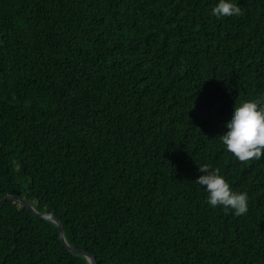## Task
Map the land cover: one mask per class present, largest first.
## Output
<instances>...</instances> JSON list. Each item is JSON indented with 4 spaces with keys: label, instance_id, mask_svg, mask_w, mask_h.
Returning a JSON list of instances; mask_svg holds the SVG:
<instances>
[{
    "label": "trees",
    "instance_id": "1",
    "mask_svg": "<svg viewBox=\"0 0 264 264\" xmlns=\"http://www.w3.org/2000/svg\"><path fill=\"white\" fill-rule=\"evenodd\" d=\"M0 0V199L96 264H264V154L219 139L264 100V0ZM207 164L248 211L206 202ZM202 187V188H201ZM0 264H88L0 206Z\"/></svg>",
    "mask_w": 264,
    "mask_h": 264
},
{
    "label": "clouds",
    "instance_id": "2",
    "mask_svg": "<svg viewBox=\"0 0 264 264\" xmlns=\"http://www.w3.org/2000/svg\"><path fill=\"white\" fill-rule=\"evenodd\" d=\"M242 8L238 0H218L210 15L216 19L240 16ZM225 131L219 139L226 150L239 161L260 160L264 154V100L249 99L234 103L231 118L225 122ZM199 175L194 182L207 193L206 202L212 208L217 206L241 216L248 211V194L234 190L220 174L219 169L207 164L199 166Z\"/></svg>",
    "mask_w": 264,
    "mask_h": 264
},
{
    "label": "water",
    "instance_id": "3",
    "mask_svg": "<svg viewBox=\"0 0 264 264\" xmlns=\"http://www.w3.org/2000/svg\"><path fill=\"white\" fill-rule=\"evenodd\" d=\"M8 199L14 200V201L20 203L32 215H34L40 219L48 220V221L54 223L58 228L59 241L62 244V246L68 252H70L71 254H77V255L83 256L87 260L88 264H96V260H95L94 256L87 253L86 251H83V250L69 246V244L65 240L63 226H62L59 219L55 218L54 216H52L50 214H44V213L38 212L28 201H26L24 198H22L16 194H9V195H6L5 197L1 198L0 199V206Z\"/></svg>",
    "mask_w": 264,
    "mask_h": 264
}]
</instances>
